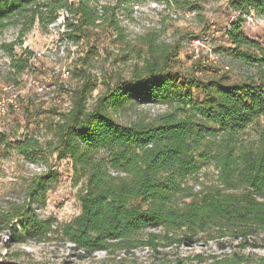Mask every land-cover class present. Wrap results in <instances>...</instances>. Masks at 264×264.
Listing matches in <instances>:
<instances>
[{"label": "trees", "instance_id": "trees-1", "mask_svg": "<svg viewBox=\"0 0 264 264\" xmlns=\"http://www.w3.org/2000/svg\"><path fill=\"white\" fill-rule=\"evenodd\" d=\"M229 4L237 16L224 34L228 51L251 67L253 75L231 82L214 70V76L200 78V62L196 68L179 69L180 41L161 49L149 41L143 67L135 69L132 78L107 86L90 108L96 84L91 75L85 76L72 92L71 109L55 120V138L47 144L56 161L71 163L74 181L80 182V213L61 225L51 216H38L35 206L45 205L48 187L59 177L48 168L28 181L21 201L0 207V235H6L7 248L60 240L90 257L137 249L157 254L160 248L194 247L201 239L207 243L226 238L237 242L238 249L257 247L264 235V140H244L242 135L264 117V47L242 30L250 11L264 16V0ZM96 5L97 0H0V36L9 27L18 30L15 41L0 44L9 56V74L23 76L34 55L27 48L18 56L14 53L25 34L37 22L46 27L62 9L78 18L77 25L66 24L64 35L72 41L89 36L103 16L117 41H124L115 8L103 6L99 14ZM140 103L164 105L166 111L152 119L118 120L128 104ZM16 148L29 156L41 146L25 138ZM210 167L216 171L215 183L195 191L188 180ZM6 255L0 264H23ZM194 262L247 264V258L221 250L208 259L196 255L176 258L173 264ZM114 264L125 262L120 258ZM254 264H264V258Z\"/></svg>", "mask_w": 264, "mask_h": 264}, {"label": "rangeland", "instance_id": "rangeland-1", "mask_svg": "<svg viewBox=\"0 0 264 264\" xmlns=\"http://www.w3.org/2000/svg\"><path fill=\"white\" fill-rule=\"evenodd\" d=\"M99 1L102 6L115 8V16L126 36L124 41H117L114 31L107 26L105 16L95 31L78 41L61 35L62 31L55 36L51 31L48 32L47 26L37 22L23 37V45L14 48V53L18 56L27 48L34 54H44L34 63L35 73L18 79L9 74L6 67L9 56L0 50V101L15 96V103H6V113L0 115V134L4 137V142L0 143V207L21 201L28 181L34 175L52 168L59 174L58 180L49 185L45 205H36V213L40 218L53 217L59 225L80 213L77 199L80 182L74 181L71 163L68 160L56 161L55 153L49 155L47 144L55 138L54 122L59 120L60 114L71 109L72 92L85 76L91 75L96 84L88 100L89 108L107 86L132 78L135 69L142 68L149 57V41L159 49L171 47L180 41L179 69L187 71L198 67L197 62H200L203 71L196 74L200 78L212 77L215 75L213 71L217 70L220 75L228 76L231 82H240L254 73L251 67L231 57L228 51L230 43L221 33L230 18L236 15L230 8V0H171L168 3L146 0L128 5L119 4L117 0ZM154 3L159 4L157 8L152 7ZM162 5H166L163 10L160 9ZM192 12L194 14L190 15ZM170 13H175L177 17L170 18ZM156 26L159 28L156 29ZM17 32V28H7L0 36V44L15 41ZM216 33L218 35L213 46L214 53L219 55L218 60L211 63L202 58H192L189 53L190 41L198 36ZM242 33L264 47V24L250 25ZM63 69L69 70L68 79L61 78L60 71ZM30 80L44 85L46 93H36L29 86L32 85ZM165 111L166 107L160 104H128L118 120L130 123L138 117L152 119ZM25 138L37 140L41 149L33 150L29 156L22 155L16 147ZM242 138L263 141L264 117L257 121L256 127H249ZM215 180L216 171L210 167L188 182L198 191L202 186L214 184ZM153 232L162 233L161 230ZM5 239V234L0 235V260L7 259L6 254H10L12 260L23 264H114L120 258L125 264H173L176 258H194L196 255L208 259L219 255L221 250L230 255L244 254L247 264H254L264 258V244L261 241L264 235L259 237L255 248L238 249L235 247L237 242H230L226 238L207 243L201 239L194 247L181 245L178 248H160L157 254L147 249H137L125 255L98 252L90 257L60 240L7 248Z\"/></svg>", "mask_w": 264, "mask_h": 264}, {"label": "built area", "instance_id": "built-area-1", "mask_svg": "<svg viewBox=\"0 0 264 264\" xmlns=\"http://www.w3.org/2000/svg\"><path fill=\"white\" fill-rule=\"evenodd\" d=\"M69 2H75V0H69ZM159 4L154 3L152 5L153 8H157ZM166 5H162L160 7V9H165ZM97 10L99 14H102V3L97 0ZM136 9V8H135ZM194 12L190 13V15H193ZM237 15H234L230 18L229 21H232L235 19ZM169 17L172 19H175L177 17V15L175 13H170ZM245 20H244V29H247L248 26L256 24V23H260V24H264V16H259L257 14H255L254 12L250 11L247 15H245ZM67 23H71V24H77L78 23V18L72 14L70 12V10L68 9H62L58 12L56 19L49 23L47 25V29L48 32L51 31L52 34H54L55 36L59 35L58 32L62 31V34H65L67 29H66V24ZM152 27H154V24L152 25ZM156 29L159 28V26L155 27ZM229 31V24L226 25V27L224 28V30H222V34H225L226 32ZM218 35V33H216L215 35H210V36H198L195 37L194 39H192L189 43V53L192 56V58L196 59V58H202L203 60L207 61V62H215L216 60H218L219 55H216L214 53V46H213V41L216 38V36ZM44 53H37L34 54L33 57L30 58L29 63H28V67L24 70L23 75L25 76H29L33 73H35V66L34 63L42 57ZM8 63L7 62V66L8 67ZM60 75L61 78L63 79H68L70 72L69 70H65L63 69L62 71H60ZM32 85L29 84V86H32L36 93L38 94H45L47 89L46 87H44V85L40 84V82L38 81H34L31 82ZM15 96H12L10 98H7V100H2L0 101V115H4L6 113V103H9L10 105H13L15 103L14 101ZM15 106V105H14Z\"/></svg>", "mask_w": 264, "mask_h": 264}]
</instances>
